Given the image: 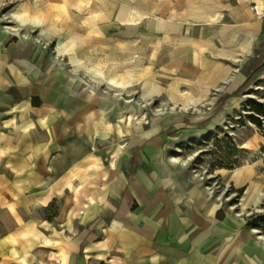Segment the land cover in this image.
Returning a JSON list of instances; mask_svg holds the SVG:
<instances>
[{
    "label": "crops",
    "instance_id": "crops-1",
    "mask_svg": "<svg viewBox=\"0 0 264 264\" xmlns=\"http://www.w3.org/2000/svg\"><path fill=\"white\" fill-rule=\"evenodd\" d=\"M127 2L149 13L143 24L119 22L122 7L128 9L123 0L100 2L105 12L98 15L97 4L90 17L81 15L79 23L90 26L82 34L72 30L77 37L72 43V32L61 31L57 47L113 49L107 61L96 52L90 61L110 74L119 68L127 78L123 66L129 63L113 66L110 55L126 62L129 49L137 54L141 49L145 58L157 55L158 71L173 81L183 110L213 99L221 108L229 106L241 82L233 58L249 50L261 30L253 13L244 12L242 3L230 8L227 0ZM223 13L229 23L221 21ZM31 14L24 22L35 23ZM44 24H54L48 10ZM7 34L0 30V47ZM16 56L4 61L0 55V264H264V226L254 220L264 200V162L217 173L224 185L242 191L231 203L229 193L200 179L189 161L173 152L191 137L190 128L174 127L170 135L165 126L150 132L151 125L143 123L129 136L128 100L119 105L111 94L113 103H95L97 94L83 91L86 84L72 95L69 67L52 78L56 86L38 87L37 75ZM72 58L68 65L78 60L77 68L91 78L85 70L90 61ZM100 111L103 123L86 119ZM119 111L125 119L118 123ZM104 124L110 129L102 135ZM257 144L252 138L244 149L257 151ZM77 189L85 192L78 199ZM55 199L61 215L48 218L44 211Z\"/></svg>",
    "mask_w": 264,
    "mask_h": 264
},
{
    "label": "rangeland",
    "instance_id": "rangeland-1",
    "mask_svg": "<svg viewBox=\"0 0 264 264\" xmlns=\"http://www.w3.org/2000/svg\"><path fill=\"white\" fill-rule=\"evenodd\" d=\"M111 1L87 0L84 6H79L78 0H0V30L7 32V35H9L6 42L0 47L1 58L4 61H8L7 57L16 54V58L22 61L21 65L27 67L32 74L37 75L38 87H51L52 84L56 86L57 81L55 79L52 80V78L61 73L63 69L66 70L69 67V92L72 95L81 93L83 84H86L87 88L97 94V97L95 95L92 98L95 100V103H113V101L111 102L108 99V96L111 94L113 100L115 98L118 100L119 105L128 100L129 117L132 118V121L129 123V136L138 134L141 131L143 123L151 125L147 129L150 132H154L155 128L158 130V128L165 126L163 130L170 135L172 133L175 134L172 130L174 127L184 126L190 128L193 133L190 134L191 137L176 145L173 152H175V155H181L180 158H185L186 161H189L190 166L200 179L211 183L218 190L229 193L230 202H236L241 198V191H236L229 184L224 185L223 180L220 176H217V173L223 170L231 173L235 169L256 160H259L261 163L264 162V120H262V124L259 126L252 119V116H259L256 112L258 109L256 105L264 108V8L262 13L258 12L259 3L264 2V0H227L229 1L228 5L230 8L237 6L238 3H242L244 12L253 13L251 19L260 22L261 30L253 38L250 49L241 51L238 56L233 58L235 61L234 73L241 79V82L239 87L229 97L230 105L221 108L220 102L215 104L216 99H213V104H204V106L194 110H189L188 108L182 109L180 104L184 100L174 96V88H172L171 83L173 81L162 75L164 73L163 70L158 71V58L155 54L150 58H145L141 53V49H138V54L134 48L132 50L129 49V57L130 53L133 55L135 52V55L131 56L126 62L115 58L114 54L110 55L111 59L116 61L114 63L112 62L113 60H109V62L113 63V66L129 63V65L123 66L125 75L129 76V86L121 88V90L108 86L105 81L95 83L83 70L81 71L77 67H74L72 62L68 65V61H71L73 56L74 58H85L82 60L89 62L90 59H93L95 52L102 62L108 60L109 53L113 49L98 48L96 51L89 48H59L56 41L60 39L61 31L72 32L73 30L75 31L74 33L79 32L82 34L84 27H88L90 24H80L79 17L81 15H88L90 17L93 10H97L98 3L101 2L109 5ZM123 1L128 6V9L122 7L119 18L120 23H122V14L133 12L138 16L139 12L145 11L129 7L128 0ZM152 1L156 5L157 0ZM68 6L69 8L71 7L70 12L66 9ZM98 7V15H102L106 8L103 4H98ZM112 7L114 12L116 10L117 12L119 11V6H110L109 8ZM39 8L45 10L46 17L48 10V17L51 21H54L53 25L44 24L47 20L42 23L35 22L34 15L37 14L36 11ZM18 12H22L23 14L25 12L26 16L32 13L31 21L35 23L24 22V18H26L25 14L23 17L18 15ZM219 15L217 14L215 19H219ZM147 17L142 18L136 24L129 25L143 24ZM229 18L223 13L221 21L229 23ZM87 20V17L82 18V22H86ZM93 20L91 24L94 22ZM98 20L99 18H96V21ZM110 24L111 21L108 25ZM122 24L129 26L128 24ZM103 25L106 26L105 24ZM48 26L53 32H47L48 36H46L45 31L49 29ZM99 37L101 39H108V36L100 35ZM245 37L244 42L249 40V33H245ZM76 39L77 37L72 32L68 42L72 43ZM67 50H70L71 53L69 54ZM64 51L65 55L63 54ZM120 52L124 51L121 50ZM151 53L150 51L149 54ZM122 55L124 56L125 54ZM25 57L26 61L24 62ZM142 60L143 63L141 62ZM90 64L94 63L90 61L87 65L90 66ZM10 68L11 65L9 63V65H6L7 71ZM99 68L103 71L101 67ZM116 71L123 73L119 68H114L112 73ZM24 72L26 71L22 70V75L25 74ZM80 73L81 77L79 76ZM104 74L107 78L110 77L109 68L104 69ZM138 74H141L140 78H137ZM176 90L181 93L179 84H176ZM83 91L88 94H94L88 92L85 87ZM11 92L15 94L17 90L13 89ZM104 95L107 98H104ZM98 114L89 113L86 119H92L93 125H96L98 121H102L103 123L105 112L100 111ZM123 114L125 113L122 111L117 113L118 123L125 119L121 117ZM260 118L264 119L261 116ZM106 125L104 124L100 129V134L104 135L109 131L110 128ZM252 138L258 143L256 146L257 151L244 149V143ZM88 198L93 200V193ZM44 214L48 218L60 216V200L55 199L45 209ZM78 214V210H76L72 215L77 216ZM254 220L264 226V200L260 202L258 212L254 215Z\"/></svg>",
    "mask_w": 264,
    "mask_h": 264
},
{
    "label": "bare ground",
    "instance_id": "bare-ground-1",
    "mask_svg": "<svg viewBox=\"0 0 264 264\" xmlns=\"http://www.w3.org/2000/svg\"><path fill=\"white\" fill-rule=\"evenodd\" d=\"M86 2H87V0H78V4H79V6H84L85 4H86ZM64 5V4H63ZM263 8H264V2H260L259 3V7H258V12L259 13H262V11H263ZM37 12V14L36 15H34L35 17H34V19H35V22L36 23H42V22H45L46 20H47V17H46V12H45V10L44 9H42V8H39L38 9V11H36ZM258 13V14H259ZM24 14H25V12H24ZM22 12H18V15H20V16H23L24 15ZM25 17H26V14L24 15ZM23 16V17H24ZM33 16V15H32ZM147 16H149V13L148 12H146V11H141V12H139V14H138V16H136V14L135 13H133V12H129V13H125V14H122V19H121V22L122 23H124V24H136V23H138L142 18H144V17H147ZM209 16V15H208ZM217 16V15H216ZM219 17H221L220 15H219ZM219 17H217V18H219ZM33 18V17H32ZM33 20V19H32ZM125 44H127V41H126V43ZM71 47V46H70ZM65 50V49H64ZM65 52V51H64ZM135 55V52H134V54L132 55V56H134ZM112 58V57H111ZM110 60V59H109ZM111 60H113V59H111ZM112 62H116L115 60H113ZM108 63V62H107ZM110 63V62H109ZM120 63V62H119ZM73 64L75 65V67H77L78 66V64H79V62H78V60H73ZM118 64V63H117ZM82 65V64H81ZM102 68V67H101ZM103 69V68H102ZM85 70H86V72L91 76V78L94 80V81H96V82H107V84H108V86H110V87H113V88H117V89H120L121 90V88H125L126 86H128L129 85V78H127L126 76H124L123 75V73L122 72H120V71H116V72H113V73H111V75H110V77L109 78H107L106 76H105V74H104V72L99 68V66H96V65H94V64H90V66H86L85 67ZM115 71V70H114ZM141 77V74H138V76H137V78H140ZM85 87V89H87V91L88 92H91V93H94V91L93 90H90L89 88H87V86L85 85L84 86ZM126 90V89H125ZM95 94V93H94ZM96 97H97V95H96ZM131 122V117L129 118V120H128V122L127 123H130ZM110 126V125H109ZM115 156V155H114ZM113 167V166H112ZM108 172V171H107ZM105 174H106V172H104ZM107 175H108V173H107ZM107 175H105L106 176V178H107ZM104 177V176H103ZM105 178V177H104ZM106 180V179H105ZM82 190V189H81ZM83 192H81L80 191V189H77L76 191H75V193H74V196H75V198L76 199H78L80 196H81V194H82ZM85 193V192H84ZM83 193V194H84ZM250 193V192H249ZM75 200V199H74ZM247 203V202H246ZM117 222V221H116Z\"/></svg>",
    "mask_w": 264,
    "mask_h": 264
},
{
    "label": "trees",
    "instance_id": "trees-1",
    "mask_svg": "<svg viewBox=\"0 0 264 264\" xmlns=\"http://www.w3.org/2000/svg\"><path fill=\"white\" fill-rule=\"evenodd\" d=\"M256 107L258 108L256 112L259 116H252V119L254 121H256L259 126H261L262 120H264V119H261L260 116L262 118H264V108L262 106H259V105H256ZM241 193H242V191H241Z\"/></svg>",
    "mask_w": 264,
    "mask_h": 264
}]
</instances>
